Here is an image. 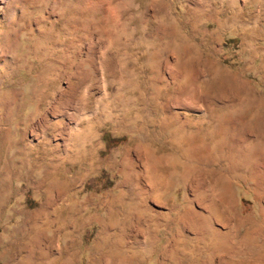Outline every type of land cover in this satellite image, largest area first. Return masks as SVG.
Wrapping results in <instances>:
<instances>
[{
    "label": "rangeland",
    "instance_id": "rangeland-1",
    "mask_svg": "<svg viewBox=\"0 0 264 264\" xmlns=\"http://www.w3.org/2000/svg\"><path fill=\"white\" fill-rule=\"evenodd\" d=\"M0 264H264V0H0Z\"/></svg>",
    "mask_w": 264,
    "mask_h": 264
}]
</instances>
